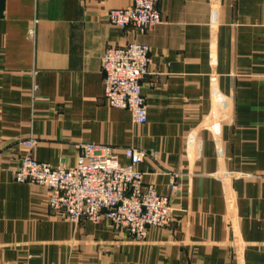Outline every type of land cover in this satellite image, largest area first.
Here are the masks:
<instances>
[{
	"label": "crops",
	"instance_id": "crops-1",
	"mask_svg": "<svg viewBox=\"0 0 264 264\" xmlns=\"http://www.w3.org/2000/svg\"><path fill=\"white\" fill-rule=\"evenodd\" d=\"M131 1L0 0V264H264V0H158L144 33L106 17ZM133 38L150 49L143 124L103 98L101 54ZM29 136L53 166L86 141L123 164L146 150L144 183L169 193L179 174L171 222L136 240L49 211L47 187L13 179Z\"/></svg>",
	"mask_w": 264,
	"mask_h": 264
},
{
	"label": "built area",
	"instance_id": "built-area-1",
	"mask_svg": "<svg viewBox=\"0 0 264 264\" xmlns=\"http://www.w3.org/2000/svg\"><path fill=\"white\" fill-rule=\"evenodd\" d=\"M157 1L132 0L126 6L109 8L106 17L111 24L144 33L162 21ZM28 34L33 36V27ZM150 62L149 46L136 38L122 45H108L100 56L104 100L109 106L129 110L136 124L145 123L147 118L141 82L149 73ZM21 143L25 151L13 179L47 187L49 211L62 213L74 223L81 219L97 223L105 217L136 240L144 239L150 227H164L171 222L169 199L179 187V174L170 175L169 193H159L154 185L144 183L137 165L149 155L146 150L123 147L128 159L123 164L111 145L81 142L75 163L66 167L38 160L33 154L34 137Z\"/></svg>",
	"mask_w": 264,
	"mask_h": 264
}]
</instances>
